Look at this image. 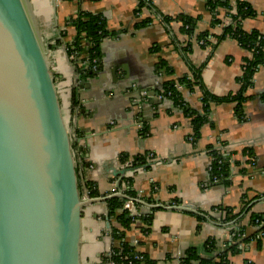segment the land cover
Listing matches in <instances>:
<instances>
[{
    "label": "crops",
    "instance_id": "0c3cea01",
    "mask_svg": "<svg viewBox=\"0 0 264 264\" xmlns=\"http://www.w3.org/2000/svg\"><path fill=\"white\" fill-rule=\"evenodd\" d=\"M140 1L29 0V4L49 48L63 117L77 146L74 153L83 189L89 182L97 196L122 200L118 192L126 194L131 181V190L144 203L136 205L152 214V222L147 232L136 226L125 230L124 240L157 264H178L188 248L202 256L208 239L214 238L220 251L224 248L220 237L232 228L242 227L251 237L259 229L250 216L264 214V199H253L244 208L242 201L243 195L252 199L264 194V67L253 71L248 82L239 83L251 53L233 38H220L227 24L212 25L205 0H143L141 17L151 22L138 27L135 9ZM227 1L232 6L246 3L253 13L243 29L264 35V0ZM78 12L102 15L113 33L100 42L97 71L83 80L69 62L65 45L74 32L66 22ZM190 17L195 19L192 33L185 35L180 32L181 19ZM63 30L65 38L60 36ZM203 32L211 34L204 46L196 39ZM160 61L175 76L196 71L203 91L233 98L211 103L194 143L189 140V120L158 94L162 82L171 78L157 71ZM199 96L198 89L184 93L196 109ZM217 142H223L238 162L231 165L227 184L209 183L207 146ZM245 149L250 156L244 155ZM145 153L157 160L129 167L132 158ZM121 156L129 159L121 162ZM86 191L81 190L83 197H91ZM179 205L192 211L176 209ZM107 211L108 201L83 207L82 264H106L101 257L116 245L111 229L117 223ZM242 245L230 257L232 264H264V238Z\"/></svg>",
    "mask_w": 264,
    "mask_h": 264
},
{
    "label": "water",
    "instance_id": "95a60500",
    "mask_svg": "<svg viewBox=\"0 0 264 264\" xmlns=\"http://www.w3.org/2000/svg\"><path fill=\"white\" fill-rule=\"evenodd\" d=\"M48 54L29 0H0V264H82L83 207L111 198L82 195Z\"/></svg>",
    "mask_w": 264,
    "mask_h": 264
},
{
    "label": "trees",
    "instance_id": "16d2710c",
    "mask_svg": "<svg viewBox=\"0 0 264 264\" xmlns=\"http://www.w3.org/2000/svg\"><path fill=\"white\" fill-rule=\"evenodd\" d=\"M73 1V0H68ZM144 6L143 0H141L135 9V17L137 18V26L145 27L151 22L149 18L141 17V9ZM205 7L212 14V25H219L223 22V18H230L233 24L223 26V31L220 38L230 37L235 39L241 46L247 48L251 53V59L247 61L243 67V73L239 77V83L248 82L250 74L257 70L260 66L264 67V35L259 34L256 31H246L243 29L242 24L245 19L252 16L253 11L244 2H238L235 6H232L227 0H205ZM221 14V15H220ZM167 20L166 18H164ZM194 18H182L180 32L185 35H190L192 33V27L194 25ZM66 27L73 29V35L66 42L67 56H72L70 60L76 68L78 74V79L83 80L88 76H91L97 71V66L99 65L100 57V42L105 37H112L113 33H110L106 27V20L100 14H92L88 12H78L75 16L70 17L66 22ZM67 30H63L60 33L61 38H65ZM211 34L209 32H203L199 34L196 39L197 42H201L204 46L208 44V39ZM56 43H59L56 40ZM183 50L187 51L189 44H186ZM95 63H94V62ZM86 64L84 68L82 64ZM96 64V68L93 66ZM157 71L159 74L170 75V79L162 82L161 88L158 92L162 100L168 101L172 108L180 110L183 115L189 120L191 125V134L189 137L192 138L191 142H195L199 137L200 127L207 120V116L210 111L211 103L222 102L225 100L232 99L230 96H225L222 98H217L212 94L203 91L201 89L199 78L196 71L191 75H181L175 76L174 73L165 68L163 61L157 64ZM198 72V71H197ZM180 85V89L176 87ZM198 89L200 92L199 96V109L191 107L186 99L184 98V93L192 94ZM75 92L71 95V101L75 103ZM242 97L237 98L239 107V102ZM146 128L141 129V134L146 133ZM75 136L79 137L80 133L75 132ZM224 145L223 142H218ZM73 150H76V142H72ZM208 154L211 157L210 163V184L215 183H228L227 177L230 174L231 165H238V162L232 160V152L229 155H225L219 149L216 148L215 144H210L207 146ZM244 155L250 156L251 151L248 149L244 150ZM81 164L83 163V158H79ZM129 158L127 156H121L120 161L125 162ZM231 159V163L228 161ZM149 160V154H141L135 156L131 160L129 167H136L140 165L147 164ZM251 164V161H248ZM76 170L78 173V163L76 164ZM242 172H244L242 170ZM79 177V176H78ZM216 179V182L213 180ZM79 184L81 190L87 189L89 196H97V191L93 189L89 182L85 183L83 189L80 178ZM126 195L132 198H136L135 193L131 190V181H128V188L125 190ZM263 198L264 194L261 196H255L252 199H246L243 195L242 207L244 208L253 199ZM124 200H118L112 198L108 200V215L113 221L117 223V227L111 229V236L116 241V245L111 248L110 255H104L101 257V261L108 263L109 261L114 264H157L154 260H151L146 254L138 252L134 246L129 244L124 240L125 230L132 228L133 226L141 227L144 232H147L149 226L152 222V214L143 213L138 218L139 224H135V218L128 215V211L123 209ZM221 209V208H219ZM227 210V209H224ZM202 219L201 217H198ZM250 221L252 224H257L259 229L253 234V237L247 236L242 227L238 229L239 234H245L243 237H239L237 234L231 239H225L222 241V248L220 251L217 250V243L212 239L206 240L204 244V254L201 256L195 248H188L184 254L180 257L179 264H232L230 257L241 250L239 244L247 243L250 239H257L260 241L264 238V214L251 215ZM167 264V263H166ZM248 264V263H244Z\"/></svg>",
    "mask_w": 264,
    "mask_h": 264
},
{
    "label": "built area",
    "instance_id": "2783aa9c",
    "mask_svg": "<svg viewBox=\"0 0 264 264\" xmlns=\"http://www.w3.org/2000/svg\"><path fill=\"white\" fill-rule=\"evenodd\" d=\"M223 22H225L227 25H230V24H233V22L231 21V19L230 18H224L223 19ZM67 50V49H66ZM67 58H68V60H69V62H70V60H72V56H67ZM94 62V61H93ZM95 63V62H94ZM96 68V64L93 66V69H95ZM176 87L177 88H181L180 87V85H176ZM189 140H192V138L191 137H189ZM216 148L217 149H219L222 153H224L225 155H229L230 153H231V150L227 147V146H225V145H221V144H219L218 142L216 143ZM155 160H157L156 158H155V156L154 155H152V154H149V161H155ZM230 163H231V159L230 160H228ZM210 169H211V167L209 166L208 167V171H210ZM213 182H216V179L215 180H213ZM123 209H125V210H127L128 211V215L129 216H131V217H133V218H135V224H139V221L136 219V218H138L140 215H142L144 212L140 209V207L139 206H137V205H135L134 203H132V202H130V201H127V202H124V204H123ZM238 235L239 237H243V234H239L238 233V229H236V228H232V229H230L228 232H226V234H224V235H222L221 237H220V239L223 241V240H225V239H231L234 235ZM243 247V245L240 243L239 244V248H242ZM110 253H111V251H108V253H107V256L108 255H110ZM177 263L179 264L180 263V261H179V259L177 260ZM106 264H114L113 262H111V261H109L108 263H106Z\"/></svg>",
    "mask_w": 264,
    "mask_h": 264
},
{
    "label": "bare ground",
    "instance_id": "6f19581e",
    "mask_svg": "<svg viewBox=\"0 0 264 264\" xmlns=\"http://www.w3.org/2000/svg\"><path fill=\"white\" fill-rule=\"evenodd\" d=\"M210 172V171H209ZM87 192V191H86ZM88 193V192H87ZM136 205V203H134ZM107 255V254H106Z\"/></svg>",
    "mask_w": 264,
    "mask_h": 264
}]
</instances>
